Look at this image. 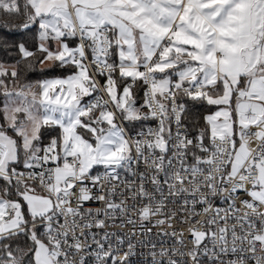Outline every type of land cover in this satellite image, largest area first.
<instances>
[{"label": "snow or ice", "instance_id": "1", "mask_svg": "<svg viewBox=\"0 0 264 264\" xmlns=\"http://www.w3.org/2000/svg\"><path fill=\"white\" fill-rule=\"evenodd\" d=\"M15 33L0 264H264V0H0Z\"/></svg>", "mask_w": 264, "mask_h": 264}, {"label": "built area", "instance_id": "2", "mask_svg": "<svg viewBox=\"0 0 264 264\" xmlns=\"http://www.w3.org/2000/svg\"><path fill=\"white\" fill-rule=\"evenodd\" d=\"M93 207H95V205H93ZM145 227L146 228H152V232L148 233L147 236H143V237L140 235L142 229H141L139 223L135 227L133 225H131V224L125 225L124 227H120L119 226V222H117V225L111 227L109 230L117 232V233H125V234H130L131 232L135 231L137 233V236L135 237V240H139V239H142V238L143 239H147V238L150 237L153 240V242H156L158 244L159 243H163L165 246H171V244L173 242V239L169 238L167 236H163V235H161V233L164 232V231L171 232L173 230V228L176 229L177 231L181 230L182 228L186 229L188 227V225H182L179 222V219H177V220L173 221L172 228H168L167 225H164L163 228H155V227H153L152 223H147V222L145 224ZM185 237L187 239H190L187 231H185ZM137 252H138V255L136 257H133L134 261H141V260L147 261L148 259H150L148 257V255H147V253H148V249L147 248L138 247ZM140 253H143V257H141L139 255Z\"/></svg>", "mask_w": 264, "mask_h": 264}, {"label": "trees", "instance_id": "3", "mask_svg": "<svg viewBox=\"0 0 264 264\" xmlns=\"http://www.w3.org/2000/svg\"><path fill=\"white\" fill-rule=\"evenodd\" d=\"M3 38H7L10 41L11 40H28L29 43L31 42L30 34L15 33L14 35H10V36H7V37L0 36V39H3ZM0 59H9L10 60V58L4 56V54L2 52H0Z\"/></svg>", "mask_w": 264, "mask_h": 264}]
</instances>
